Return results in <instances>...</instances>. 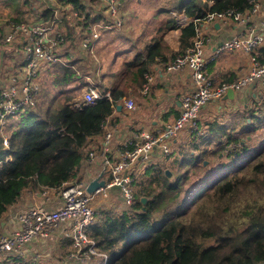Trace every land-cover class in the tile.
<instances>
[{"label":"trees","instance_id":"obj_1","mask_svg":"<svg viewBox=\"0 0 264 264\" xmlns=\"http://www.w3.org/2000/svg\"><path fill=\"white\" fill-rule=\"evenodd\" d=\"M63 1L78 7V0ZM166 2L172 5L170 10L198 20L207 12L251 7L250 0H183L176 5L173 0L161 1ZM123 7L120 4V15ZM31 10V22L51 18L50 9ZM170 10L158 18L143 50L131 58L124 56L113 71L101 68L97 74L93 58L67 55L64 63L43 70L35 106L10 116L6 124L9 148L0 149V220L25 195L84 178L88 154L101 151L104 125L116 112L115 105L130 96H144L139 89L151 66L164 68L192 44L195 24L180 27ZM11 18L28 22L19 16ZM66 30L65 37L72 43L75 32L69 20ZM173 30H178L177 48L169 40ZM86 76L99 79L102 89L110 90L111 100L74 106L72 100L81 94ZM240 110L235 116L240 114L241 124L233 125L236 120L231 118L234 121L228 126L219 116L202 121V134L192 142L195 133L191 132L171 160L164 156L136 173L130 205L96 212L87 234L107 256V264H264V91ZM192 149H198V157L193 158ZM188 181L194 187L180 196ZM141 197L146 200L142 202ZM70 250L71 246L58 263L84 264L68 258ZM33 253L2 257L0 264H42L37 260L47 256ZM48 260L44 258L43 264H55ZM100 260L95 258L94 263Z\"/></svg>","mask_w":264,"mask_h":264},{"label":"built area","instance_id":"obj_2","mask_svg":"<svg viewBox=\"0 0 264 264\" xmlns=\"http://www.w3.org/2000/svg\"><path fill=\"white\" fill-rule=\"evenodd\" d=\"M29 1H38L43 10L50 9L51 18L45 22H15L7 17L3 9L0 10V49L13 43L17 51L21 52L19 64L11 69L6 82L0 86L1 150L9 148L5 131L9 117L35 106L41 90L40 75L43 70L55 63H64L66 55L71 58L88 56L97 62L95 51L102 37V30L120 32L124 23L120 15L119 0H78V7L63 0ZM250 2L251 7L245 11L230 8L207 12L201 20L190 18L188 21L185 16L184 21L180 19L181 24H195V36L192 44L182 54L164 65V71L168 73L183 69L190 72L191 88L182 92L179 97L178 116L171 122L132 132L125 143L126 147L118 151L113 161L107 155L112 133L104 125L106 131L102 149L99 153L90 151L88 162H99L102 167L100 172L108 170L110 180H105L103 187L91 192L87 190V185L92 179L83 178L40 191L38 200L16 209V228L8 233L0 232V258L28 254L30 248L33 250L34 246L47 242L53 232L64 225L66 229L63 235L71 241L68 258L86 264H93L95 258H101L100 264L108 263L107 256L98 250L95 240L87 234V228L96 218L92 203L95 196L99 193L106 195L109 188L116 186L121 192L122 208L127 207L132 202L136 173L154 163L159 154H169L177 141L184 137L188 139L190 132L193 131L198 136L202 134L201 112L205 105L222 100L228 88H232L236 94L247 85L254 84L255 91H264V58L261 62L257 58L259 49L264 48V7L260 0ZM80 7L83 9L80 10ZM172 14L177 16L175 12ZM68 20L74 26L73 45L68 44L65 37V24H68ZM227 20H233L242 28L210 49V38L202 34L200 24L212 25ZM231 51L247 55L249 69L233 82H220L216 85L208 72V66L220 54ZM95 68L98 74L100 65L96 64ZM152 81L151 73H146L139 92L147 94ZM261 93L258 94L259 97ZM101 99L111 100L110 90H103L99 79L86 76V84L83 85L81 94L72 100V104L81 107L95 104ZM123 101L124 108L135 107L133 99L124 98ZM187 134L189 136H185ZM156 147L159 148L158 155L154 154ZM191 152L198 154V149H192ZM48 204H51L50 208H47Z\"/></svg>","mask_w":264,"mask_h":264},{"label":"crops","instance_id":"obj_3","mask_svg":"<svg viewBox=\"0 0 264 264\" xmlns=\"http://www.w3.org/2000/svg\"><path fill=\"white\" fill-rule=\"evenodd\" d=\"M261 3L262 6L264 7V0H261ZM172 12L175 11L170 10L171 14ZM175 13L177 14V16L174 15L176 17V22L180 27L188 25L186 24V22L184 24H181L180 19L182 18V20L184 21L183 16H185L186 17L185 19L189 21L190 17H187L185 14L180 16L181 13L183 12L176 11ZM200 26L202 27V34L210 38V43H209L210 49H213L217 44L229 38L231 35H233L235 32H237L239 29L242 28L233 20L222 21L219 23H214L212 25L202 23L200 24ZM120 32H121L120 35H123L122 29ZM177 34H178V30H173L171 32V35H169L170 38L169 40L171 41L172 43L171 45L173 48H177V41H176ZM108 40L109 39L105 40L104 46L106 43H109ZM146 41L147 38H142L139 43H145ZM143 46L144 45L140 47L139 45L137 51H142ZM109 53L110 55L111 54L113 55L112 52ZM133 55L134 54H132L131 57ZM20 57H21V52L20 55L16 57L17 60L15 61L16 64H14V66L19 64ZM257 58L259 62L263 61L264 57L262 55V49H259L257 53ZM249 66H250V61L247 55L241 52L231 51L220 54L214 61H212L208 66V72L211 78L214 80V83L217 85L218 83L224 81L227 78H233L234 75L236 74L239 75L246 73L247 70L249 69ZM100 70H101V66H100ZM150 71H151L150 72L151 75L153 76V81L149 87L148 90L149 92L145 95L143 94L144 96L141 95L136 100H133L135 105L134 108L132 109L124 108V110L121 108L122 109V110L120 109L121 112L119 110H116V112L112 114L110 119L105 124L107 129L110 130L112 133V139L109 144V148L107 152V155L108 156L110 155L109 157H111L112 161L115 160L118 151L126 147L125 143L128 140V138L131 136L132 132L136 131L137 129H141V128L147 129L160 123L173 121L175 117H177L179 114V97L181 93L191 88L190 72L187 69H183L181 71L174 73H168L164 71V68L162 67L160 68V66L156 64L154 66H151ZM216 75H218V77ZM105 85H108L107 80H105ZM249 85H247L246 87L253 88L254 84H252L251 86ZM254 92L255 90L253 89V92H251L250 96L245 97L246 94H242V91H238L235 94V97L232 101H229L228 99L225 98L219 101H211L203 107L201 112L202 114L201 117L203 118V116L206 114L205 112L208 111H211L210 113H214L216 111H219L220 109H225V110L235 109L236 111L239 109L238 108L239 104H241V109L246 108L250 105V101L254 95ZM105 126L104 129L106 131ZM89 147L94 148V144L90 143ZM158 150H159L158 147L154 148V154L158 155L159 154ZM163 157L164 156H161L159 154L156 160H160ZM100 166L101 164L97 161H95L93 164H89L86 169V172L84 173L83 179H93L98 175H101L100 179L108 180V178L110 177L109 171L107 170L104 173H101L100 171L102 170V167ZM116 191H117V195L119 193L121 195L120 189L116 186H112L111 188H109L106 192V195L103 193L97 194L92 202L94 209L97 210L98 212L104 208H107L108 204L110 203L112 205L114 203H117L118 200L115 197H113V194L114 193L116 194ZM30 194L27 196V199L23 204L20 203L16 206L13 205L12 207H10V209H8L7 213L0 220L1 233H8L12 229L16 228L17 226V221L15 217L16 209L21 208L28 203L31 204L33 202V200L32 201L28 200L31 198V197L28 198ZM50 207L51 204H48L47 208ZM64 229H66L65 226L60 225V227L53 232V235L47 242L34 246L33 250L32 248H30L28 250V254H30L31 251H33L35 252V254H33L34 257L40 255L43 256L44 252H46L47 249H50L52 253L50 252L47 256L48 257L52 256L51 258L52 261H48V262L59 264L60 260H62L63 256H65L66 252L71 246L70 240L64 237L63 235ZM37 251H39L40 254H37Z\"/></svg>","mask_w":264,"mask_h":264},{"label":"rangeland","instance_id":"obj_4","mask_svg":"<svg viewBox=\"0 0 264 264\" xmlns=\"http://www.w3.org/2000/svg\"><path fill=\"white\" fill-rule=\"evenodd\" d=\"M161 1L164 2L167 0H124L123 2L120 1L121 6H124L123 12L121 14V16L124 20V24H123V28H122L123 35H120L121 32L102 30V32H101L102 37L96 46L95 52L97 54L98 60H97V62H95V65L99 64L102 68V72L104 70H105V72H107V71L110 72V71L115 70L119 66V63L124 56L127 55L128 58H131V55L137 51V49L139 48V45H140V47H142V45H144V43H139L141 41V39L142 38H148V34H150L151 31H153L155 26L157 25V21L159 20L158 18L167 14L172 7L171 4H168L167 2H166L167 4L161 3ZM182 1L183 0H173L175 5L181 3ZM186 1H188V0H186ZM16 4L20 5L22 8H19L18 6L16 7ZM158 5L163 6V9H158ZM32 7L36 8L38 11L43 10L42 5L39 4L38 1H34V2L31 1V3H30L29 0H28V2H25V0H0V10L3 9L4 12L7 13L8 18H11L13 16H19V18H22V19L25 18L28 20V22H31L32 18H33L30 16L31 11H32L31 10ZM16 10H18V11L22 10V11H24V14H17ZM182 15L183 14L181 13L180 16H182ZM0 22H1L0 23V26H1L2 21H0ZM106 32H108V33H106ZM145 33H147V34H145ZM106 39H109L108 40L109 43H106V46L104 47V43H105ZM68 44H71L69 40H68ZM71 45H73V43ZM2 50H3V54H2V56H0V86L6 82V80L8 78L7 75L9 74V72H11V69L14 67V64H16L15 63V61L17 60L16 57L18 55H20V52L17 53V48L13 47V43L5 46L4 48H2ZM109 52L113 53V55L111 54L112 56L110 58L108 56V55H110ZM242 75H244V74H239V75L236 74V75H234V79L235 78L237 79V78L241 77ZM216 76L218 77V75H216ZM41 77H42V75H40V81H41ZM104 83H105V80H104ZM40 84H41V82H40ZM251 92H253V88H251V87L250 88L245 87L242 90V94H246L245 97H249ZM259 93H261V92L255 91L256 96H258ZM133 97H134V99H133ZM128 98L136 100L135 96H130ZM238 108L241 109V104L238 105ZM234 110L235 109H229V110L227 109L226 111H224L223 109H220L219 111H216L214 113H210L211 111H208V112H205L206 114L203 116V118L201 117V120L205 122L207 120H210L213 117L219 116L220 117L219 120L226 122L228 126L234 120H236V122L233 123V125L234 124H241L240 114L237 113V116H235L236 111H234ZM242 111H243V108H242ZM231 118H233L234 120ZM187 136H189V135L187 134ZM191 136L192 135L190 134L188 139H190ZM196 136H198V135L195 133V135H193L192 142L196 139ZM184 139H185V137L182 138V141H177L175 143V146L172 149V151H170V153L166 155L167 160H171L173 158V156H174V154H175V152L179 146H181V145L185 146L186 145V143L188 141L185 142ZM223 140H225V139H223ZM190 146H191V144H190ZM191 155H193V158L198 157L197 154L192 153ZM180 160L181 159L179 157H177L176 161L179 162ZM158 161L159 160H156L155 162H158ZM219 163L220 162L215 163L216 167L219 166ZM181 172L182 171L180 170V172H178L177 175L180 174ZM189 182H190V186H189ZM187 183L188 184L185 186L186 191L184 189V191L181 193L180 196H182L185 192H188L189 190H191L194 187V185H193L194 183L192 181H188ZM38 194H39V192L31 193L30 196L28 197V198H30V197L31 198L28 200L29 201L33 200V202L38 200V198H37ZM28 195H25L19 201V203L23 204L25 202V200L27 199ZM113 197H115L118 200L117 203H114L113 205L110 203V204H108L107 208L115 209V210L121 209V207L123 205V201H122L120 193L117 195V191H116V194L114 193ZM9 209H10V207H9ZM96 212H97V210H96ZM211 242H213V241H208V243H211ZM47 250H46V252H44L45 255H48L50 253V249H47ZM37 254H40L39 251H37ZM44 258L48 259L49 257L44 256ZM44 258L38 259L37 261L39 263L43 264ZM51 258H52V256L50 257V260H48V261H52ZM40 260L43 262H41ZM84 264H86V263H84Z\"/></svg>","mask_w":264,"mask_h":264},{"label":"water","instance_id":"obj_5","mask_svg":"<svg viewBox=\"0 0 264 264\" xmlns=\"http://www.w3.org/2000/svg\"><path fill=\"white\" fill-rule=\"evenodd\" d=\"M235 97L234 90L232 88H228L226 93L224 94L223 98L228 99L229 101H232ZM116 110H120L122 108V104L118 103L115 105ZM166 174H169V171L166 170ZM101 175H98L97 177L93 178L89 181L87 185V190L89 192L99 188L103 187L105 185V180L100 179ZM146 199L144 197H141V201L144 202Z\"/></svg>","mask_w":264,"mask_h":264}]
</instances>
